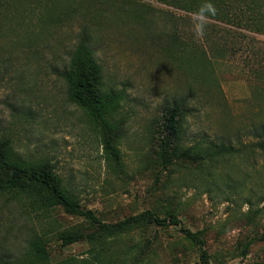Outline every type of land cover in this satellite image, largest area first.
I'll return each mask as SVG.
<instances>
[{
  "label": "rangeland",
  "instance_id": "1",
  "mask_svg": "<svg viewBox=\"0 0 264 264\" xmlns=\"http://www.w3.org/2000/svg\"><path fill=\"white\" fill-rule=\"evenodd\" d=\"M206 2L216 13L200 37ZM90 68L98 94L115 96L103 120L69 96L68 72ZM260 125L264 0H0V141L11 155L51 164L103 223L174 214L204 241L155 225L106 237L0 194V264H200L202 249L210 264H264V154L248 134ZM69 231L93 239L62 247ZM36 236L46 261L32 255Z\"/></svg>",
  "mask_w": 264,
  "mask_h": 264
},
{
  "label": "trees",
  "instance_id": "2",
  "mask_svg": "<svg viewBox=\"0 0 264 264\" xmlns=\"http://www.w3.org/2000/svg\"><path fill=\"white\" fill-rule=\"evenodd\" d=\"M66 80L69 85V96L72 102L85 110L93 119L103 120L115 103L113 94L99 95L96 91L98 71L94 68L74 70L68 72ZM180 109L177 106L169 108L163 115L162 128L166 133L164 143L167 145L177 135V124ZM249 136L256 139L255 146L264 154V125L249 130ZM220 153H228L229 148L220 145ZM0 194H11L14 198L29 199V204H38L42 210L61 209L69 216L84 218L96 224L98 231L113 237L126 233L136 227L155 225L159 227H174L185 238L203 248L204 241L200 232H193L184 227L182 221L174 214L160 216L152 211H143L137 215L123 219L116 223H103L93 211L83 208L79 202L69 196L63 189L59 176L49 163L26 164L11 155L10 144L7 140L0 141ZM92 234L80 231H69L59 236L61 246L65 247L84 240L92 241ZM33 257L39 261H46L48 254L43 239L37 237L31 243ZM200 264H210L207 252L202 249Z\"/></svg>",
  "mask_w": 264,
  "mask_h": 264
},
{
  "label": "clouds",
  "instance_id": "3",
  "mask_svg": "<svg viewBox=\"0 0 264 264\" xmlns=\"http://www.w3.org/2000/svg\"><path fill=\"white\" fill-rule=\"evenodd\" d=\"M216 9L214 5H212L210 2H206L203 4L198 13V23H197V31L196 34L200 37L204 35V22L208 18L209 15H215Z\"/></svg>",
  "mask_w": 264,
  "mask_h": 264
}]
</instances>
